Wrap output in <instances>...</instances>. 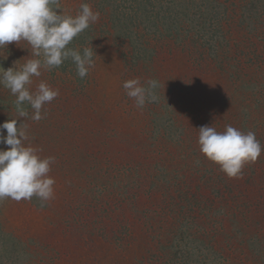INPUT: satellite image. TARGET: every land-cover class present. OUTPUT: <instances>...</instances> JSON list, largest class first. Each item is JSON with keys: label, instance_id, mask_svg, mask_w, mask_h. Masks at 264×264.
<instances>
[{"label": "trees", "instance_id": "trees-1", "mask_svg": "<svg viewBox=\"0 0 264 264\" xmlns=\"http://www.w3.org/2000/svg\"><path fill=\"white\" fill-rule=\"evenodd\" d=\"M158 1L165 3L158 6L151 0H60L66 15L75 16L81 3H88L94 12H99L98 21L68 45L81 51L85 47L93 48L95 67L81 79L68 59L59 67L42 70L40 77H32L31 91H35L41 81L59 90L57 100L43 106L44 118L40 121L31 120L33 110L27 105L29 117L17 118L15 96L0 85V123L12 118H17V126L23 122L28 134L25 146L28 143L27 146L37 149L57 136L54 146L73 177L66 191L72 196L59 198L51 208L39 211L37 217L47 222L48 229L40 231L55 237L52 244H46L50 252L61 253L58 233L61 231V236L67 233L66 225L72 222L74 214L85 216L89 211L91 217L84 224L74 226L78 235L83 234L95 224L94 215L100 221L108 218L107 207L113 203L106 206L98 202L111 200L113 193L119 205L118 221L114 226L105 221L108 227L100 237L91 229L87 243L72 247L73 251L85 255L100 251L105 253V258L114 259L113 252H117V245L127 232L126 226L133 224L137 228L132 237L140 239L136 243L139 251L146 248L143 244L154 232L161 233L163 239L155 246L159 253L155 248L154 253L167 257L168 264H264V151L255 163L244 165L241 177L229 178L218 164L200 152L197 142L201 126H212L223 132L226 125H231L245 133L254 132L264 146V58L260 63L259 54L260 45L264 43L254 42L255 37L264 33V0H196L198 5L192 0L190 3L197 5L195 8L185 6L182 0ZM122 3L129 8L123 9ZM196 15L198 17L193 18ZM148 29L150 31H146ZM190 36H198L196 43L186 46L179 42L178 37ZM250 46L254 49L244 54V64L243 59L233 60ZM22 50L25 54L20 52ZM231 50H234L233 57L228 58ZM190 51L198 53V64L186 59ZM0 54H3L0 60L5 56L12 61L19 58L17 65L20 66L30 56L35 58L25 41L5 46ZM176 54L185 57L181 64L174 58ZM160 63L172 71L167 74L166 83L162 82L156 89L159 96L150 110L146 106L137 108L127 95L124 99L121 97L119 67L140 77L141 68L149 71ZM56 68L63 70L64 75L57 76ZM260 71L263 73L259 74ZM96 76L102 77L101 81L93 83ZM214 77L218 80H213ZM124 78L126 76L121 79ZM222 78L225 87L220 83ZM60 82L64 86H59ZM77 82L80 88H85L89 82L94 92L90 98L82 89L84 96L80 103H89L86 106L89 109L94 107L95 96L104 94L105 117L100 124L110 129L115 127L114 142L128 141L124 145L117 143L119 153H114L109 144L105 146L110 151L109 162L103 158L106 154L98 158L94 155V148L100 144L96 139L95 143L88 144L84 126L74 131L69 101L79 98L71 93L72 88L79 89ZM141 83L145 81L142 79ZM164 84L174 88L169 98L163 95ZM253 103L258 104L255 109L261 108L255 115H252L255 110L250 109ZM59 109L64 116L58 117ZM64 118L71 125L64 124ZM257 123H261V128H257ZM106 164L114 169V176L107 174ZM127 164H131L130 168L125 166ZM87 175L94 180L96 188L101 183L107 186L105 196L109 197L102 199L96 194L91 197L96 189L85 185ZM186 232L190 235L186 243H176L174 234L185 241ZM70 235L74 232L70 231ZM26 237H30V232ZM77 238L81 239L82 235ZM108 245L115 251L106 249ZM46 258L52 261L48 254ZM116 258L124 264L122 256Z\"/></svg>", "mask_w": 264, "mask_h": 264}, {"label": "clouds", "instance_id": "clouds-1", "mask_svg": "<svg viewBox=\"0 0 264 264\" xmlns=\"http://www.w3.org/2000/svg\"><path fill=\"white\" fill-rule=\"evenodd\" d=\"M98 19L99 12H94L88 3H81L79 12L72 16L64 14L60 0H0V49L25 41L35 57L18 68L0 66V85L15 96L17 118L29 117L27 105L33 110L31 120L40 121L44 118L43 106L59 95V90L45 81L35 91L30 90L32 77H40L42 70L59 67L71 59L77 76L83 79L95 67L93 48L85 47L81 51L68 45ZM122 86L137 108L158 99L159 83L155 79L144 84L139 78L128 79ZM17 118L0 123V143L10 146L7 150L0 149V201L10 198L20 202L35 196L43 206L54 197L55 180L49 173L55 158H42L39 149L25 146L27 126L23 122L17 126ZM197 142L200 152L218 164L229 178L241 177L244 165L255 163L264 151L254 132L245 133L231 125H226L223 132L201 126Z\"/></svg>", "mask_w": 264, "mask_h": 264}, {"label": "rangeland", "instance_id": "rangeland-1", "mask_svg": "<svg viewBox=\"0 0 264 264\" xmlns=\"http://www.w3.org/2000/svg\"><path fill=\"white\" fill-rule=\"evenodd\" d=\"M151 1H153V3L157 4L158 6H161L165 3L163 1H158V0H151ZM194 1H196V0H194ZM182 2L185 3V6L191 5L194 8L198 5V1H196L197 2L196 6L190 3V2H192V0H182ZM122 6H123V9L129 8V6H127V5L124 6L123 3H122ZM155 7L158 8L157 6H155ZM198 15H196V17H193V18H197ZM146 31H150V30L148 29ZM199 35H201V34L199 33ZM178 38H179L180 43H182L184 45L186 44V46H187V45H191L192 42H194L198 38V36L195 38H192V36H190L189 38L188 37H178ZM233 38H236V37H233ZM254 42H257L258 45L264 43V33L262 32L259 37H255ZM194 43H196V42H194ZM197 43H198V41H197ZM231 44L233 45L234 43L231 42ZM260 46H261L260 47V53H259L260 54V63H262L263 58H264V53H263L264 52V46H262V45H260ZM214 48H216V47H214ZM253 49L254 48L252 46L245 47L243 49L245 53H240V56H238L236 54V59H233V60H235L236 62H238V60H240V59L244 60V57H245L244 54L247 55V53L249 51H252ZM20 52L22 54H25V52L23 50ZM233 53H234V50H231L228 53V58H230L229 57L230 55H232V57H233ZM187 54L189 56L186 59L190 58V62H196V64L199 63V59H198L199 57L197 58L198 53H196V51H190ZM174 58H176V61L179 62L180 64L185 60V57H183L179 54H176L174 56ZM30 59H33V58L30 56ZM245 60H244L243 64L245 63ZM15 61H16V63L14 64ZM15 61L10 60L9 57H6V58L3 57L0 60V66H2L5 69L12 67V66L14 68H18L20 66V64L17 65L19 58L16 59ZM136 63H138V62H136ZM262 64H264V63H262ZM174 67H172V68H174ZM119 68H120L119 80H121L122 83L128 79H133V78H140V81L143 79L145 82L149 79H155L159 83L158 88H160L163 85V83H166L167 74L169 75V72L172 71L171 69H169V66L164 68V64L160 63L159 66L154 65V67H152L151 70H149V71H146V69L141 68L142 71H141L140 77H139L137 75V73H135V72L129 73V71H127L126 69H124L122 67H119ZM54 71L56 72L57 76L58 75L59 76L64 75V71L61 70L60 68H56ZM262 73L263 72L260 71L259 74H262ZM123 76H126V78L121 79ZM101 78L96 76L93 78V79H95V81H92V82L98 83V81H101ZM212 79L218 80L217 77H214ZM122 83H120V87H122L120 89H122V90L119 93H120L121 97L124 99L126 96V93H125V90L123 89ZM220 83L223 87H225L224 83H223V78L221 79ZM61 84H62V86H64V84L61 82L59 83V86H61ZM142 84H144V83H142ZM85 85H86L85 88H84V86L82 88H80V84L77 82L76 86L79 87V89L71 87L72 88L71 93L79 95V98L73 97L71 99V101H69V105L72 109L73 116H74L73 120L75 121V122H73L74 131L76 130V128H79V127L81 128V126H84L86 139L88 141V144L90 145L91 143L92 144L95 143V139H96V142L100 144L99 147L94 148V150H95L94 155H97V158H98V157H101L102 154H106L103 156V158L105 160H108V162H109L108 158H110V151L105 146H108L107 144H109L110 146H108V147H111L114 153H119L118 152L119 146H117V143H119V144L121 143V145H124L128 141L126 140L127 141L126 142L125 140H123V142L122 141L121 142H119V141L114 142L113 136L115 135V130H116L115 127L114 128L111 127V129H110V128H107L104 125L100 124L101 118L103 119V117H105V113L103 112V108H102V106L105 103L104 94L97 95V97L95 96V102L93 103L94 107H90V109H89V107H86L89 105V103L88 104L80 103V100L84 96L83 90H85V92H87L89 94L90 98H91L90 94L94 93L92 91V89H90V87H89V82H86ZM164 86L165 87L163 88L162 91H164L165 94H163V95L165 98H169V96L172 93V90L174 88L171 86L168 87L167 84H164ZM223 87H222V89H223ZM177 89H180L179 93H181V86H178ZM95 91L97 93L98 89H95ZM199 92L200 91L198 90V93H197L198 96H199ZM220 92H221V90H220ZM226 94H227V92H226ZM156 95L159 96L157 91H156ZM192 95H196V93H193ZM249 95L251 96V94H249ZM252 96H253V94H252ZM255 96L256 95L254 93L252 100L255 98ZM119 99H121L120 96H119ZM54 100H57V99H54ZM125 100H128V98H126ZM130 103L134 104L135 101L133 99H130ZM152 103H154V102H152ZM152 103H146L145 106L150 110V108H152V105H151ZM79 104H81V107H78ZM91 105H92V103H91ZM195 106H196V104H195ZM255 106H258V104L255 103ZM255 106H254V103L250 106L251 111L255 110V112H253L252 115L256 114V110L259 111L261 109L260 107H259V109H255ZM263 109H264V107H263ZM248 111H249V107H248ZM62 112H63V110L59 109L58 117L64 116V114ZM75 112L77 114H75ZM63 123L71 125V123L68 121L67 118H64ZM254 125L255 124H250V126H254ZM257 126H258L257 127L258 129L261 128V123H257ZM80 128H79V130H80ZM77 133H80V131H78ZM56 134H59V133H56ZM106 138H109L110 140H105ZM57 139H58V137L54 135V137L52 139H50L49 141L44 143V145L39 149L40 151L38 152V155L42 158L49 157V156H52L55 158V162L51 165V171L49 173V175L51 177H53L55 180V184L53 185L54 197L51 200L44 202L43 206H41V201L35 196L31 200H21L20 202L14 201L10 198H5L3 201H0V264H21L22 261H26V264H121V262L118 261L117 258L115 259V257L116 256L118 257L119 255L125 259V260H123L124 264H168L167 257H165L163 255H161V256L158 255L159 252L155 247L157 242L159 241V239L160 238L163 239L161 233L159 231L154 232L150 237H148V239H149L148 242H145V244H143V245H145L146 248L140 249L142 251H139V249L137 247L138 245L136 243L137 242L139 243L140 239H136L137 237L136 238L132 237V235H134V230L137 228L133 224H129L128 226H126L127 232H125V234L122 236L123 239L117 245V252L118 251L119 252L118 253L113 252L112 257L114 259L105 258L104 257L105 253L103 254L100 251H98L97 253H92V254L88 253L87 255H85L82 253L80 254L78 251L72 250V247H77L78 244L87 243L86 241H88V239H89L88 231H90L91 229H94L95 235L100 237L104 233L103 229L108 227V225L105 223V221H107L108 224L110 223L109 225H111V224L113 225V223L118 221L117 219L119 218V214H118L119 213V205L116 202V199H114L116 197V195L113 193H111V197H112L111 200H106L105 202H102V201L98 202V205L104 203L106 206H108L110 202L113 203V205L111 207H109V206L107 207L108 211H109V212H106V214L108 215L107 219L105 218L104 221H100L99 217L94 215L95 224L90 227V230L83 231V234H80V235H82V238L78 239L77 237L80 235H78L77 230L74 228V226L76 227V224H81V223L84 224L85 221L91 216L89 215V211L86 212V215L84 214L85 216H83L82 214H81V216H79L78 213H75L73 218H72V222L69 225H66L67 228H65V229H66L67 233L65 235L61 236L60 234H63V233L60 231L59 232L60 234L58 233L59 236L57 235L58 236L57 238L60 239V241L58 242V247L62 250L61 253H58L55 250H52V252H50L51 249L46 244H52L50 242H52V240L55 237H51V236L48 237L45 235V233L43 234L42 231H40V230H46L47 229V226L45 225L47 222L45 223V220L39 221V218L37 216L40 214L39 213L40 210L44 211L46 208H48V207L51 208L52 206H54V204L57 203L58 200H60L59 198H66L69 194H70L69 197H71L72 193L69 192V194H67V192H68V190L72 184V180H73V177L70 174V167L60 161L58 148L54 146ZM41 141L43 142L42 139H41ZM106 141H107V143H106ZM27 144H26V146H27ZM8 147H10V146H8L6 144H2V145L0 144V149L7 150ZM91 152L92 151H88V153H91ZM95 160H97L96 157H95ZM125 166L127 168H130L131 164H127ZM105 169L107 170V174H109L110 176H114L115 171L112 167H110L108 164H106ZM87 173L90 174L89 169H87ZM89 178H90V176L87 175L85 180H84L85 185L86 184L89 185L90 189L93 187L96 189V193H93V191H92L91 197H95L94 194L98 195V197L102 198V199L109 197V196H105V189H107V186L104 187L103 185H101L102 184L101 183V184H99L98 188H96L97 186H96V183L94 182V180H91ZM115 190H117V189H115ZM99 191H103V192H101L99 194ZM36 198L38 199L37 201H36ZM101 210L103 211V209H101ZM41 218L42 217H40V219ZM184 221H187V220L185 219ZM117 230H118V228H116L115 232ZM24 231H25V233H24ZM70 231H73L74 235H70ZM27 232L28 233L30 232V237L33 236V238H30V237L27 238L26 237ZM174 236H177L175 238V241H176V243L179 242L178 244H181V243L184 244L190 238V235L187 232L185 233V238H184L185 241L182 238H180V239H182V241H181L179 239L178 235L174 234ZM10 240H12V241H10ZM18 242H21V244H19ZM12 243L15 244V247ZM154 248L156 249V252H158V253H154ZM106 249H109L111 251H115L109 245L107 246ZM109 250H107V253L110 252ZM134 250H136V251H134ZM47 254L52 258L51 262H49L47 260V258H46ZM21 257H23V258H21ZM19 260H21V261H19ZM16 261H19V262H16ZM177 262L180 263L179 257L177 259ZM182 264H184V263H182Z\"/></svg>", "mask_w": 264, "mask_h": 264}]
</instances>
